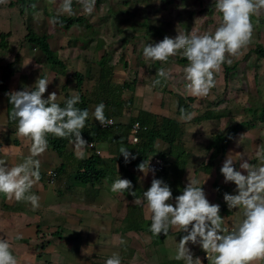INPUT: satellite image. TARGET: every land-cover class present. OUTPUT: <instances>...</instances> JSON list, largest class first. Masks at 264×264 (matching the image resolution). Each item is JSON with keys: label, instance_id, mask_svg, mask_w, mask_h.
Instances as JSON below:
<instances>
[{"label": "crops", "instance_id": "0c3cea01", "mask_svg": "<svg viewBox=\"0 0 264 264\" xmlns=\"http://www.w3.org/2000/svg\"><path fill=\"white\" fill-rule=\"evenodd\" d=\"M72 48L68 47L71 55H61L66 64L64 74L52 68L44 56L38 58L37 49L27 41L11 48L12 58L4 59L0 52V81L3 80L6 86L5 91L0 89V159L13 167L30 155L31 142L17 135L18 122L9 121V94L24 88L34 89L36 80L54 77L43 98L55 92L58 103L75 94H84L89 100L90 123H99L92 114L100 103L105 105V117L115 119L114 126H117L111 128L108 139L94 141L99 154L88 146L84 149V158L92 155L99 158L98 166L104 176L94 184L80 183L76 171L82 159L77 158L74 144L68 141L61 155L47 147L42 155L34 158L40 162V178L27 193L39 198L38 207L0 193V239L10 243L17 264H105L114 253L119 255L121 264H185L184 260L175 259L179 239L185 233L170 229L167 234L153 235L143 192L150 187L153 178L161 179L170 186L173 199L169 203L174 206L175 196L182 194L188 180L203 183L208 177L201 187L209 203L220 206L222 227L231 231L240 222L241 210L229 209L223 199L225 193L236 194V186L224 182L220 168L229 156L237 160L235 168L246 174L239 168L241 161L238 158L243 155L250 164L259 167L257 153L260 151L250 149L252 142L246 139L248 134L242 125L241 128L235 125L237 129L232 134L235 127L228 123L233 114L231 107H223L218 102L221 97L218 90L225 88L224 75H214L217 76L216 86L208 96L193 97L185 91L183 69L189 63L187 59L180 61L175 55L165 62H153L144 59L142 49L140 59L137 61L134 56L131 62L128 60L127 68L113 59L110 81L104 90H100L98 61L102 53L97 58L93 55L83 61L78 57L80 52L74 53ZM161 69L169 74L166 78L158 75ZM74 72L84 75L80 91ZM157 80L160 82L154 83ZM124 84L127 86L121 89ZM180 99L191 106L188 113L193 118L190 121L181 120L177 112ZM140 115L157 124L163 118H171L180 125V134L171 146L160 138L155 140L154 148L163 156L164 168L162 171L150 170L147 175L138 170L134 160L125 164L119 154L123 146L136 156V160L141 159L138 149L132 148L129 134L126 143L117 144L116 141V133ZM214 134H221L223 138L217 144L221 143L222 147L213 156L216 148L210 144ZM51 172L55 173L54 178ZM119 178L132 182L135 197L128 191L113 193L110 190ZM135 198H140L142 203H134ZM188 247L194 259L200 258V264H211L199 245L189 244ZM249 264H264V258Z\"/></svg>", "mask_w": 264, "mask_h": 264}, {"label": "clouds", "instance_id": "9594fccd", "mask_svg": "<svg viewBox=\"0 0 264 264\" xmlns=\"http://www.w3.org/2000/svg\"><path fill=\"white\" fill-rule=\"evenodd\" d=\"M5 2L6 0H0V4ZM78 2L82 5L84 15H91L95 10L96 0ZM261 9H264V0H215V10L222 14V19L214 33L177 34L174 38L165 36L154 45L146 44L143 57L153 62H165L182 50L189 62L183 69L186 93L197 98L206 97L216 86L214 73L220 70L226 55L236 56L250 43L253 32L250 18ZM63 13L72 14V0H62L58 14ZM50 22L58 23V15ZM227 62L231 63V60ZM158 75L166 78L169 74L161 69ZM53 79L54 77L40 78L35 81L34 89L24 88L9 94V103L12 105L10 118L18 121L17 135L28 139L31 146L30 155L16 166L9 167L4 159H0V193L17 202L29 201L33 207H38L39 198L27 193L40 178V162L34 158L46 151L47 135L73 138L71 142L78 159L84 158L87 146L81 130L84 129L89 112L75 107L79 103V95L75 94L67 99L65 107L56 102L55 92L49 93L46 99L43 98ZM159 82L157 80L154 83ZM104 109L105 105L100 103L92 115L101 126L107 127L113 121L105 117ZM192 118V114L182 112L181 120L187 122ZM119 154L123 156L125 164L136 159L123 146L120 147ZM257 157L264 161V152H258ZM238 160L241 161L239 168L246 174L235 168L234 162L237 160L229 156L220 168L224 182H232L236 186V194L225 193L223 199L229 209L239 208L242 214V219L231 231L222 227L220 206L210 204L201 187L208 177L203 183L195 179L188 180L182 194L175 196L174 206L169 203L173 199L170 186L161 179L153 178L150 187L143 192L153 235L167 234L170 229L185 233L179 239L175 259H182L185 264H200L199 257L193 258L189 244L199 245L211 264H249L250 261L264 258V165L253 166L243 155ZM137 167L145 175L150 170L154 171L149 167V160ZM132 187L130 180L119 178L112 183L110 190L113 193L128 191L135 197ZM134 203L139 205L142 200L135 198ZM0 264H17L10 243L4 239H0ZM105 264H121V259L114 253Z\"/></svg>", "mask_w": 264, "mask_h": 264}, {"label": "rangeland", "instance_id": "374dc122", "mask_svg": "<svg viewBox=\"0 0 264 264\" xmlns=\"http://www.w3.org/2000/svg\"><path fill=\"white\" fill-rule=\"evenodd\" d=\"M26 4L33 9L26 8L22 12L16 0L0 4V32L11 33L6 38L7 45H10L0 48L4 59L12 58L14 52H10L11 48L27 41V27L38 33H47L50 46L58 49L60 58L70 54L68 47H73L74 53L80 52V60L91 59L93 55L97 58L106 51L111 61L114 59L123 64L122 60L131 62L134 56L138 61L146 44L154 45L165 36L212 34L222 19V14L215 10V0H96L91 15L83 14L78 0H72L70 15L58 14L62 0H26ZM57 15L83 16L84 21L64 29L50 22ZM250 19L253 25L250 43L238 55H226L225 62L231 60L228 64L235 67L224 79L225 88L218 90L221 96L218 102L223 107H231L233 114L228 123L234 127L238 124L237 128L242 125L248 134L246 139L252 142L250 149L264 152V121L259 119L264 108V58H257L253 51L257 43L264 45V9ZM36 49L38 58H42V53ZM176 57L180 61L187 59L182 50ZM223 71L221 65L214 75L220 77L224 75ZM237 128L232 129V134ZM262 165L264 161L260 160Z\"/></svg>", "mask_w": 264, "mask_h": 264}, {"label": "trees", "instance_id": "16d2710c", "mask_svg": "<svg viewBox=\"0 0 264 264\" xmlns=\"http://www.w3.org/2000/svg\"><path fill=\"white\" fill-rule=\"evenodd\" d=\"M17 4L19 5V8L22 12L26 8H28L30 11L33 9L31 5L26 4V0H16ZM14 3V2H12ZM59 22L55 23L58 27L68 29L74 25H78L81 22L84 21L83 16H58ZM87 27L91 28L90 24H86ZM10 35V32H0V48L7 46L6 38ZM25 39L31 44L32 47L38 48L39 51L44 56L47 63L50 64L52 68H54L59 73H65L66 72V64L65 62L59 57L58 53L56 52V49L52 48L49 43V36L47 33H38L33 31L31 28L27 27V32L25 34ZM253 51L257 58H264V45L261 43H257L255 47L253 48ZM111 56L104 51L100 59L98 61L100 65V80L98 82V88L100 90H104V87L108 82L110 81L112 71H113V65L111 63ZM123 67L127 68V62L122 60ZM224 69V79H226L232 69H234L235 65H229L228 63L224 62L222 64ZM73 76L76 80V86L77 89L80 91V87L83 80V74L79 72H74ZM134 81V80H133ZM127 86V84H124L121 86V89L123 87ZM0 89L6 90V86L4 85L3 80L0 81ZM69 98H66V100ZM189 101H191L190 98H187ZM58 102V104L61 107H65V101ZM88 104L89 100L86 95L80 94L79 96V103L75 105L78 109L88 110ZM7 110H8V118L10 123L11 122H18L16 120H13L10 118V113L12 111V105L9 103V96H8V104H7ZM191 111V106L187 102H185L184 99H180L178 103L177 112L182 115L183 113H188ZM145 116H138L134 118L129 126H123V130L116 133V141L118 143H126L127 136L130 133V125L134 121H138L142 127H145V129H141L138 133L139 142L133 143V149H138V155L141 157L139 160H134V163L136 166H138L142 162H146V159H148L151 156L158 155L160 157H163L160 153H157L154 148V142L156 139L160 138L166 142L169 143L171 146L176 138H178L180 134V125L177 121L171 119V118H163L162 121L157 124L155 120H148L144 118ZM259 119L260 121H264V108L259 113ZM117 126V125H116ZM116 126H111L108 128H101L98 124H92L89 121V117L85 121L84 129L81 130V136L82 138L89 142V141H96V140H107L110 136L109 133H111V128H115ZM223 136L221 134H214L211 136V144L210 146H214L216 148L215 154L218 153L219 149L222 147L221 143L219 145L218 141L221 140ZM48 141L49 148H52L56 150L60 155L63 153V150L65 148V145L68 141H71L73 138H59L56 137L53 134H48L46 137ZM98 162H100L99 158L97 156H89L87 158H84L78 162V167L76 171V178L80 183L83 184H94L95 182L102 179L104 176L102 170L98 166ZM42 245L44 246L43 242ZM41 245V246H42Z\"/></svg>", "mask_w": 264, "mask_h": 264}, {"label": "built area", "instance_id": "2783aa9c", "mask_svg": "<svg viewBox=\"0 0 264 264\" xmlns=\"http://www.w3.org/2000/svg\"><path fill=\"white\" fill-rule=\"evenodd\" d=\"M107 119L112 120L113 123L110 124L107 127L101 126L99 124V126L101 128H108V127H111V126H114L115 125L116 122H115V119L113 117H109ZM141 129H145V127H142L138 121H134L130 125L129 139H130V142L131 143H136V141L139 140L138 133H139V131ZM87 146L90 147L93 150V152H95L96 154H99L100 153V150L96 146V144H95L94 141L87 142ZM147 160H149V167H150V169H154V171H162L163 170V168H164V160H163L162 157H160L158 155H154V156H151L148 159H146V161ZM54 176H55V173L54 172H51V177L54 178ZM205 257H206V254H205Z\"/></svg>", "mask_w": 264, "mask_h": 264}]
</instances>
